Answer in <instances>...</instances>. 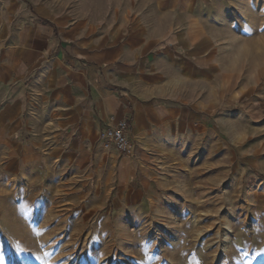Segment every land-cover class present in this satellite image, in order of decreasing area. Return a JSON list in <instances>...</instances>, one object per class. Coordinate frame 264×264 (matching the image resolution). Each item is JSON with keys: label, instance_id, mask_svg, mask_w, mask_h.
<instances>
[{"label": "rangeland", "instance_id": "374dc122", "mask_svg": "<svg viewBox=\"0 0 264 264\" xmlns=\"http://www.w3.org/2000/svg\"><path fill=\"white\" fill-rule=\"evenodd\" d=\"M35 1L86 31L122 30L138 17L158 33L189 16L213 30L221 72L167 93L222 100L208 116L223 125L167 138L125 181L115 156L55 166L49 147L25 159L19 147L0 149V264H48L47 254L69 264H264V0Z\"/></svg>", "mask_w": 264, "mask_h": 264}, {"label": "crops", "instance_id": "0c3cea01", "mask_svg": "<svg viewBox=\"0 0 264 264\" xmlns=\"http://www.w3.org/2000/svg\"><path fill=\"white\" fill-rule=\"evenodd\" d=\"M179 20L158 33L138 17L123 20L132 25L122 30L93 32L69 26L68 17L35 0H0L1 151L19 147L25 159L49 147L45 161L58 166L67 159L77 167L88 159L112 163L115 156L125 181L167 138L190 134L209 120L223 125L222 118L208 116L222 100L213 107L167 93L221 72L219 37L190 16ZM109 117L129 124L130 154L120 155L100 139ZM18 138L27 144L18 146Z\"/></svg>", "mask_w": 264, "mask_h": 264}, {"label": "built area", "instance_id": "2783aa9c", "mask_svg": "<svg viewBox=\"0 0 264 264\" xmlns=\"http://www.w3.org/2000/svg\"><path fill=\"white\" fill-rule=\"evenodd\" d=\"M129 124L125 120L109 117L103 130V138L114 147L120 155H128L132 144L128 137Z\"/></svg>", "mask_w": 264, "mask_h": 264}, {"label": "bare ground", "instance_id": "6f19581e", "mask_svg": "<svg viewBox=\"0 0 264 264\" xmlns=\"http://www.w3.org/2000/svg\"><path fill=\"white\" fill-rule=\"evenodd\" d=\"M35 218V217H34ZM34 244H41L39 241H35ZM55 243H53L54 245ZM36 252V251H35ZM34 254V253H33ZM67 254L71 255L72 253L68 252ZM32 255V254H31ZM45 257L49 260L48 261V264H63V263H66V264H69V262H72V259L70 257H64L61 262L58 260V259H61L63 256H60L61 258L57 257V258H50V256L47 254L45 255ZM102 262L104 263V260H102ZM88 264H91V260L88 261Z\"/></svg>", "mask_w": 264, "mask_h": 264}]
</instances>
